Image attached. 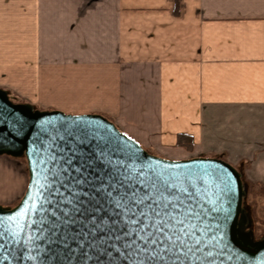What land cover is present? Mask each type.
<instances>
[{
	"label": "crops",
	"instance_id": "0c3cea01",
	"mask_svg": "<svg viewBox=\"0 0 264 264\" xmlns=\"http://www.w3.org/2000/svg\"><path fill=\"white\" fill-rule=\"evenodd\" d=\"M0 88L264 183V0H0Z\"/></svg>",
	"mask_w": 264,
	"mask_h": 264
},
{
	"label": "water",
	"instance_id": "95a60500",
	"mask_svg": "<svg viewBox=\"0 0 264 264\" xmlns=\"http://www.w3.org/2000/svg\"><path fill=\"white\" fill-rule=\"evenodd\" d=\"M0 155L25 157L28 173L20 200L0 206V264H130L144 259L137 245H148L125 235L129 217L115 201L139 188L145 175L165 169L213 173L207 182L196 181L197 199L209 210V221L223 226V242L209 259L264 264V238L252 240L245 231L249 218L242 206L241 174L222 158H164L99 113L38 109L15 102L1 88Z\"/></svg>",
	"mask_w": 264,
	"mask_h": 264
},
{
	"label": "snow or ice",
	"instance_id": "6c2138e0",
	"mask_svg": "<svg viewBox=\"0 0 264 264\" xmlns=\"http://www.w3.org/2000/svg\"><path fill=\"white\" fill-rule=\"evenodd\" d=\"M211 175L203 169L153 170L138 181L139 188L120 194L116 206L129 217L125 235H136L148 245H137L144 259H132L130 264H215L209 258L223 242V226L209 221V210L197 199L200 189L196 185L197 180L207 182ZM136 254L129 253L133 257Z\"/></svg>",
	"mask_w": 264,
	"mask_h": 264
},
{
	"label": "rangeland",
	"instance_id": "374dc122",
	"mask_svg": "<svg viewBox=\"0 0 264 264\" xmlns=\"http://www.w3.org/2000/svg\"><path fill=\"white\" fill-rule=\"evenodd\" d=\"M11 99L18 102L16 98L11 97ZM211 157H219L227 161L222 155ZM233 166L240 172L245 185L242 206L249 218L245 231L251 235L252 240L262 239L264 238V183L248 178L250 161L241 160ZM27 182L25 157L0 155V206L5 208L14 206L24 194Z\"/></svg>",
	"mask_w": 264,
	"mask_h": 264
},
{
	"label": "trees",
	"instance_id": "16d2710c",
	"mask_svg": "<svg viewBox=\"0 0 264 264\" xmlns=\"http://www.w3.org/2000/svg\"><path fill=\"white\" fill-rule=\"evenodd\" d=\"M178 142H180L181 144H186V146H190L191 144V141H187V140H184V135L183 134H180L179 137H178Z\"/></svg>",
	"mask_w": 264,
	"mask_h": 264
},
{
	"label": "flooded vegetation",
	"instance_id": "af4514ba",
	"mask_svg": "<svg viewBox=\"0 0 264 264\" xmlns=\"http://www.w3.org/2000/svg\"><path fill=\"white\" fill-rule=\"evenodd\" d=\"M248 227V224L245 226V229Z\"/></svg>",
	"mask_w": 264,
	"mask_h": 264
}]
</instances>
